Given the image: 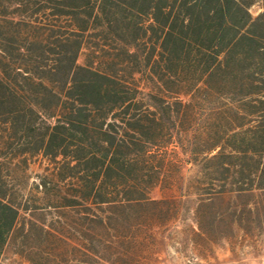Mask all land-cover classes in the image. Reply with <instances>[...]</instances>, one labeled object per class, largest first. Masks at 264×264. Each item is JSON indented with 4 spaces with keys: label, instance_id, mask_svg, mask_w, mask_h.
Listing matches in <instances>:
<instances>
[{
    "label": "trees",
    "instance_id": "trees-1",
    "mask_svg": "<svg viewBox=\"0 0 264 264\" xmlns=\"http://www.w3.org/2000/svg\"><path fill=\"white\" fill-rule=\"evenodd\" d=\"M188 218L264 239V0H0V264H157Z\"/></svg>",
    "mask_w": 264,
    "mask_h": 264
},
{
    "label": "rangeland",
    "instance_id": "rangeland-1",
    "mask_svg": "<svg viewBox=\"0 0 264 264\" xmlns=\"http://www.w3.org/2000/svg\"><path fill=\"white\" fill-rule=\"evenodd\" d=\"M13 9H8L7 13H12ZM254 16L261 12L259 5L252 7ZM8 15V14H7ZM79 63H84V55ZM48 161L37 160L31 168L33 177L43 174L47 167H51ZM191 166L185 171L186 176ZM154 198H160L159 189L153 192ZM195 228L192 218L184 221H176L163 229L159 235L161 244L157 255V264H264V239L244 234H238L233 240H224L219 245L213 247L212 251L199 255L192 248L191 230ZM5 264H26L15 255H9Z\"/></svg>",
    "mask_w": 264,
    "mask_h": 264
}]
</instances>
